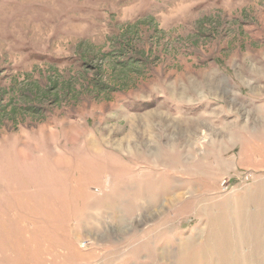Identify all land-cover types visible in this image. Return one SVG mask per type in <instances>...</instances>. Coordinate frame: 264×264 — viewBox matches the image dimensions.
Here are the masks:
<instances>
[{"label": "rangeland", "instance_id": "374dc122", "mask_svg": "<svg viewBox=\"0 0 264 264\" xmlns=\"http://www.w3.org/2000/svg\"><path fill=\"white\" fill-rule=\"evenodd\" d=\"M0 264H264V0H0Z\"/></svg>", "mask_w": 264, "mask_h": 264}]
</instances>
